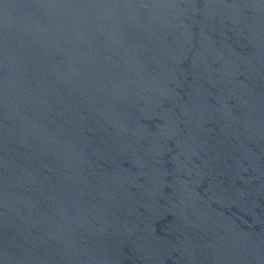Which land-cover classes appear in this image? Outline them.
<instances>
[{"label":"water","instance_id":"obj_1","mask_svg":"<svg viewBox=\"0 0 264 264\" xmlns=\"http://www.w3.org/2000/svg\"><path fill=\"white\" fill-rule=\"evenodd\" d=\"M0 264H264V0H0Z\"/></svg>","mask_w":264,"mask_h":264}]
</instances>
